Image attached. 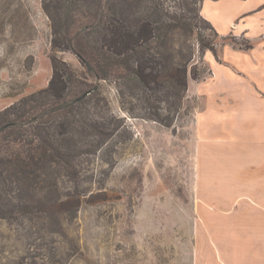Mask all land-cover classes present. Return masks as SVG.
<instances>
[{"label": "rangeland", "instance_id": "374dc122", "mask_svg": "<svg viewBox=\"0 0 264 264\" xmlns=\"http://www.w3.org/2000/svg\"><path fill=\"white\" fill-rule=\"evenodd\" d=\"M68 1L0 0V112L49 87L54 57L78 80L68 99L88 93L70 113L44 98L0 133V264H195L203 85L232 50V58H254L264 42V0H245L251 17L227 34L202 24L216 56L176 32L164 44L149 41L148 54L172 55V67L192 58L187 91L170 78L142 83L121 65L97 79L71 47L82 44L95 66L108 18L135 26L152 1L173 17L187 0ZM54 41L72 45L57 51Z\"/></svg>", "mask_w": 264, "mask_h": 264}, {"label": "crops", "instance_id": "0c3cea01", "mask_svg": "<svg viewBox=\"0 0 264 264\" xmlns=\"http://www.w3.org/2000/svg\"><path fill=\"white\" fill-rule=\"evenodd\" d=\"M246 1L205 0L202 15L218 33L227 34L241 28L238 19L251 17ZM257 15L263 28V15ZM233 55L239 54L232 50L228 65L213 63L214 74L203 85L195 264H264V72L234 71H264V42L252 59ZM201 242L211 244V250H200Z\"/></svg>", "mask_w": 264, "mask_h": 264}, {"label": "trees", "instance_id": "16d2710c", "mask_svg": "<svg viewBox=\"0 0 264 264\" xmlns=\"http://www.w3.org/2000/svg\"><path fill=\"white\" fill-rule=\"evenodd\" d=\"M67 1V0H66ZM75 2L78 0H74ZM86 2L87 0H79ZM151 1V0H150ZM205 0H187L185 2V9L181 15L170 16L164 7L163 2H154L147 4L144 7V16L134 26L125 19L121 23L115 21L113 18H108L103 29L109 35L104 39L103 47L101 48V55L95 60V66L89 63L86 57V52L82 44L71 46L69 44L63 46L57 45L54 41L53 47L57 51H64L70 46L75 49L81 59L84 60L86 68L91 76L97 79H107L108 75L116 67H123L127 72L135 75L142 83L152 79L155 83L161 80L170 78L177 87L187 91L189 78V60L188 65L180 64V67H172L169 64L172 55L162 54L157 52L155 55H150L147 52L146 45L149 41H156L159 44H164L170 40V35L180 33L185 37H196L199 42L200 53L205 55L207 52H212L216 55L215 40L205 34L206 24L207 28L214 32L218 37L219 33L216 28L202 15V5ZM70 2L74 5V2ZM200 5V6H199ZM53 62V78L50 81L49 87L40 91L36 95L25 98L20 102L10 106L4 111L0 112V133H6L13 127H18L22 119L30 108L42 103L44 98L50 97L56 109H64L66 113L80 103L87 97L88 93L80 91L74 98L68 99L69 90L77 87V79L74 71L56 57L52 59ZM172 67V68H171ZM171 68V69H170ZM173 70V72H170ZM192 77L199 79V74L193 70ZM63 117L66 115L61 114ZM63 123H60L61 127ZM63 127V125H62Z\"/></svg>", "mask_w": 264, "mask_h": 264}]
</instances>
